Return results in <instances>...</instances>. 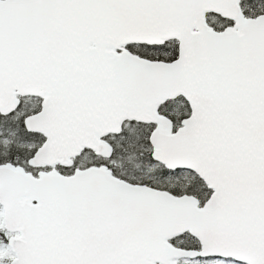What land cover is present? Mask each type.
I'll return each mask as SVG.
<instances>
[{
  "label": "snow or ice",
  "instance_id": "obj_1",
  "mask_svg": "<svg viewBox=\"0 0 264 264\" xmlns=\"http://www.w3.org/2000/svg\"><path fill=\"white\" fill-rule=\"evenodd\" d=\"M0 264H264V0H0Z\"/></svg>",
  "mask_w": 264,
  "mask_h": 264
}]
</instances>
